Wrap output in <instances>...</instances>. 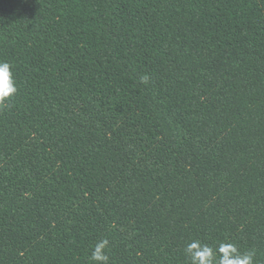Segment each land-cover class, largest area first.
<instances>
[{"label":"trees","instance_id":"trees-1","mask_svg":"<svg viewBox=\"0 0 264 264\" xmlns=\"http://www.w3.org/2000/svg\"><path fill=\"white\" fill-rule=\"evenodd\" d=\"M0 60V264H264V0H0Z\"/></svg>","mask_w":264,"mask_h":264},{"label":"clouds","instance_id":"clouds-1","mask_svg":"<svg viewBox=\"0 0 264 264\" xmlns=\"http://www.w3.org/2000/svg\"><path fill=\"white\" fill-rule=\"evenodd\" d=\"M12 65L0 60V109L9 107L10 101L18 92V87L11 70ZM149 77L144 76L142 83H147ZM109 240L101 238L92 246L89 260L93 264H108L109 255L107 248ZM185 253L190 259V264H256L254 250L241 252L233 243H219L215 248L193 240L185 245Z\"/></svg>","mask_w":264,"mask_h":264}]
</instances>
